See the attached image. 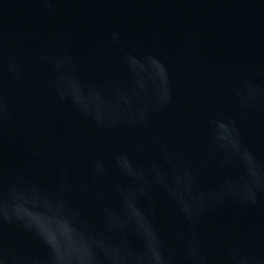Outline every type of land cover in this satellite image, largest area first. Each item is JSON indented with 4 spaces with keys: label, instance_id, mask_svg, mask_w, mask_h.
Wrapping results in <instances>:
<instances>
[{
    "label": "water",
    "instance_id": "obj_1",
    "mask_svg": "<svg viewBox=\"0 0 264 264\" xmlns=\"http://www.w3.org/2000/svg\"><path fill=\"white\" fill-rule=\"evenodd\" d=\"M113 32L120 34L118 41ZM60 50L73 57L84 82L108 93L113 84L127 89L139 84L147 93L158 78L162 91L164 70L147 59L157 57L167 69L172 102L151 116L144 138L163 135L170 147L186 153L190 166L199 167L211 151L209 121L220 116L235 119L245 142L264 157V104L242 115L231 92L232 84L243 80L264 84V0H0V56L14 55L22 70L17 81L0 67V95L14 113L12 121L0 124L3 185L20 176L51 184L58 160L70 167L78 185L88 180L94 154L106 161L121 151L141 161L158 155L150 145L145 153L134 152L135 130L97 128L69 101L59 100L48 84L55 70L39 58ZM128 53L131 67L122 62ZM117 179L104 178L98 189L109 200ZM201 180L212 183L206 173ZM154 196L163 229L175 211L162 192ZM261 200L246 208L229 201L202 218L214 264L226 243L264 251ZM89 212L96 217L94 206ZM0 241L44 255L41 243L16 225H0Z\"/></svg>",
    "mask_w": 264,
    "mask_h": 264
},
{
    "label": "clouds",
    "instance_id": "obj_2",
    "mask_svg": "<svg viewBox=\"0 0 264 264\" xmlns=\"http://www.w3.org/2000/svg\"><path fill=\"white\" fill-rule=\"evenodd\" d=\"M119 38L118 32L112 33L114 42ZM39 59L55 70L48 84L59 100L69 101L97 128L135 130L134 152L145 153L150 145L158 155L141 161L121 151L106 161L94 154L88 180L78 185L61 160L51 184L23 176L0 183V225L18 226L44 249V255H39L0 241V264H214L200 229L202 218L226 202L246 208L260 204L264 197V157L245 142L237 121L227 116L211 119V151L200 159L199 167L190 166L186 153L170 147L163 135L144 138L151 116L172 102L167 69L157 57L147 59L163 68L164 86L161 91L158 78L147 93L139 84L132 89L113 84L108 93L84 82L65 50L45 53ZM122 62L131 67L133 55L126 54ZM0 67L17 81L21 79L14 55L0 56ZM231 92L242 115L264 104V84L243 80L233 83ZM13 119L14 113L0 95V124ZM35 155L48 159L40 150ZM202 173L212 177V183L204 184ZM110 175L120 179L112 183L109 200L98 189ZM157 190L175 211V218L163 229L154 196ZM93 206L96 217L89 212ZM215 264H264V251L226 243Z\"/></svg>",
    "mask_w": 264,
    "mask_h": 264
}]
</instances>
